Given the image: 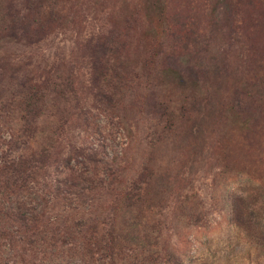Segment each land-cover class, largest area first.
Masks as SVG:
<instances>
[{
  "label": "rangeland",
  "instance_id": "obj_1",
  "mask_svg": "<svg viewBox=\"0 0 264 264\" xmlns=\"http://www.w3.org/2000/svg\"><path fill=\"white\" fill-rule=\"evenodd\" d=\"M0 264H264V0H0Z\"/></svg>",
  "mask_w": 264,
  "mask_h": 264
},
{
  "label": "trees",
  "instance_id": "obj_2",
  "mask_svg": "<svg viewBox=\"0 0 264 264\" xmlns=\"http://www.w3.org/2000/svg\"><path fill=\"white\" fill-rule=\"evenodd\" d=\"M169 73L171 74V76L173 77V78H178L179 79V77H178V75H177V73L176 72H174V71H169ZM31 169V167L28 165V166H23L21 169H20V171H18V173H13L12 171V168H11V166L10 165H8V164H5V165H3L2 166V171H4V174H8L11 178H13V183L14 184H16V182H19V179H23V173H24V175L25 174H27L28 175V171ZM81 190L83 189V188H80ZM87 188H85V190H86ZM77 194H80V192H78ZM75 195V197L76 196H78V195Z\"/></svg>",
  "mask_w": 264,
  "mask_h": 264
}]
</instances>
